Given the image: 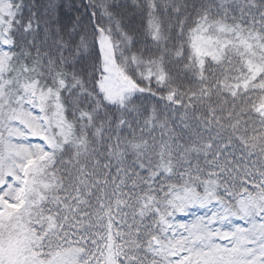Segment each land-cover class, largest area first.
Returning a JSON list of instances; mask_svg holds the SVG:
<instances>
[{
  "label": "snow or ice",
  "instance_id": "6c2138e0",
  "mask_svg": "<svg viewBox=\"0 0 264 264\" xmlns=\"http://www.w3.org/2000/svg\"><path fill=\"white\" fill-rule=\"evenodd\" d=\"M0 264H264V0H0Z\"/></svg>",
  "mask_w": 264,
  "mask_h": 264
},
{
  "label": "rangeland",
  "instance_id": "374dc122",
  "mask_svg": "<svg viewBox=\"0 0 264 264\" xmlns=\"http://www.w3.org/2000/svg\"><path fill=\"white\" fill-rule=\"evenodd\" d=\"M183 219L187 220V219H189V217H183Z\"/></svg>",
  "mask_w": 264,
  "mask_h": 264
},
{
  "label": "trees",
  "instance_id": "16d2710c",
  "mask_svg": "<svg viewBox=\"0 0 264 264\" xmlns=\"http://www.w3.org/2000/svg\"><path fill=\"white\" fill-rule=\"evenodd\" d=\"M189 219H190V217H189Z\"/></svg>",
  "mask_w": 264,
  "mask_h": 264
}]
</instances>
